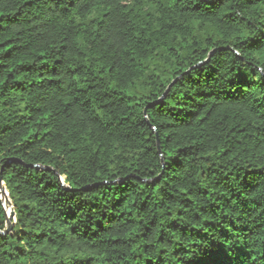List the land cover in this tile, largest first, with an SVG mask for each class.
I'll return each instance as SVG.
<instances>
[{
    "label": "trees",
    "instance_id": "16d2710c",
    "mask_svg": "<svg viewBox=\"0 0 264 264\" xmlns=\"http://www.w3.org/2000/svg\"><path fill=\"white\" fill-rule=\"evenodd\" d=\"M0 177V264H264V0H0Z\"/></svg>",
    "mask_w": 264,
    "mask_h": 264
},
{
    "label": "water",
    "instance_id": "95a60500",
    "mask_svg": "<svg viewBox=\"0 0 264 264\" xmlns=\"http://www.w3.org/2000/svg\"><path fill=\"white\" fill-rule=\"evenodd\" d=\"M4 190H6V189L4 187V184L1 182V177H0V192H3ZM7 198H8V194H7ZM3 209H4V213H5V218H6V229L4 231H0V234H8L11 232V230L13 228V223L11 222V218L13 217L14 213H13V207H12L11 202H10V212L8 214L5 211L4 205H3Z\"/></svg>",
    "mask_w": 264,
    "mask_h": 264
},
{
    "label": "bare ground",
    "instance_id": "6f19581e",
    "mask_svg": "<svg viewBox=\"0 0 264 264\" xmlns=\"http://www.w3.org/2000/svg\"><path fill=\"white\" fill-rule=\"evenodd\" d=\"M2 194H5V197L7 198V192H6V190H4L3 192H0V199H1V197H2ZM9 201V200H8ZM1 202H2V200H1ZM2 204H3V202H2ZM6 211V210H5ZM6 213L8 214V212L6 211Z\"/></svg>",
    "mask_w": 264,
    "mask_h": 264
},
{
    "label": "rangeland",
    "instance_id": "374dc122",
    "mask_svg": "<svg viewBox=\"0 0 264 264\" xmlns=\"http://www.w3.org/2000/svg\"><path fill=\"white\" fill-rule=\"evenodd\" d=\"M1 200H2V202H3L4 204L7 202L6 197L3 198V194H2Z\"/></svg>",
    "mask_w": 264,
    "mask_h": 264
}]
</instances>
